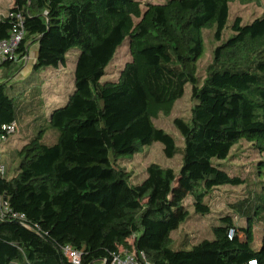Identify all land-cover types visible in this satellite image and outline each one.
Here are the masks:
<instances>
[{"label":"trees","instance_id":"1","mask_svg":"<svg viewBox=\"0 0 264 264\" xmlns=\"http://www.w3.org/2000/svg\"><path fill=\"white\" fill-rule=\"evenodd\" d=\"M233 1L14 0L0 18V42L19 28L18 15L24 37L0 64V79L11 80L29 45L38 46L33 72L65 66L68 53L80 52L73 91L47 117L41 84L22 102L11 81H0V129L28 117L32 130L13 153V175L0 173V264H73L66 246L80 251L79 264L141 252L151 264H264V161L236 172L223 164L242 145L264 155V11L250 22L237 16L224 38ZM211 30L217 45L200 81ZM126 43L130 60L117 79L102 81ZM187 84L191 117L173 120L181 147L154 121L172 114ZM155 142L167 157L181 153L180 172L151 163L141 183H130L121 161ZM222 186L254 187L229 204L245 219V240H236L234 218L224 213L200 249L175 248L172 234L190 217L185 200L205 216Z\"/></svg>","mask_w":264,"mask_h":264},{"label":"rangeland","instance_id":"2","mask_svg":"<svg viewBox=\"0 0 264 264\" xmlns=\"http://www.w3.org/2000/svg\"><path fill=\"white\" fill-rule=\"evenodd\" d=\"M157 2L161 0H142L146 2ZM14 0H0V18L9 15V10L12 7ZM264 11V4L261 1H247V0H234L230 3V19L229 26L224 32V38L231 35V23L237 17H241L244 22H250L255 17L261 15ZM214 30L206 32V51L200 62V81L203 80L206 74L208 64L213 59V53L217 43L213 40ZM29 53L26 56L25 62L22 66L17 67L15 74L11 80L1 78L0 81L8 83L12 82L13 91L15 95H21L22 102L26 101L27 92L31 91L32 87L36 84H41L44 93V105L42 107V114L44 117L49 116L53 109L63 106L69 94L74 89V70L77 56L80 52L79 49H74L67 55V63L65 66L59 68H46L39 72H33L34 55L36 53L37 45H29ZM128 52V44L122 46L112 63L107 67L106 74L102 77V81L114 80L119 76V71L127 61L130 60ZM36 78L34 81H29L30 77ZM29 81V82H28ZM195 102L191 96V85H186V90L183 97L176 102L172 114L169 117L160 116L154 122L156 126L163 128L167 133L172 135L178 146H184V139L178 129L174 126L173 120L176 117H181L189 120L191 117L192 109ZM30 119L27 117L19 124V128L10 134L7 141H0V165L5 168V176L11 177L13 171L11 167L16 166L13 153L16 149L20 148L25 142L27 137L32 133L29 127ZM50 133V137L53 136ZM249 145H242L237 147L233 153L235 156L223 164L231 165L229 170L236 172L241 169L244 171L253 170L255 167L252 163H257L258 160L264 161V155L258 154L249 148ZM222 162V161H221ZM151 163H157L162 167H170L179 173L182 167V155L176 154L174 157H167L163 150V145L160 142H155L150 146H145L138 153L131 157H126L121 161L122 166L131 172L130 183L138 184L146 178V169ZM264 168V167H263ZM254 188V187H253ZM252 187L238 186H222L213 191L208 198L211 213L205 216L195 212L191 196L185 200L190 211L189 219L184 222L180 228L172 234L175 243V248H179L184 244V249H200L201 243L205 239H213L212 227L220 223V217L224 213H230L233 216L235 224L237 225L236 240L243 242L245 240L244 231L246 222L242 216H237L235 210L229 205L231 202L239 198L247 196L248 192L253 189ZM261 224L255 228V245L260 247L261 240ZM187 239V242L184 240ZM178 246V247H177Z\"/></svg>","mask_w":264,"mask_h":264},{"label":"built area","instance_id":"3","mask_svg":"<svg viewBox=\"0 0 264 264\" xmlns=\"http://www.w3.org/2000/svg\"><path fill=\"white\" fill-rule=\"evenodd\" d=\"M20 19V26L16 29L9 38L0 42V64L7 58H13L15 53L24 37L23 21L21 15L17 16ZM17 130L16 122L12 124L3 125L0 129V140L7 141L10 137V134L14 133ZM4 166H0V173H3ZM6 211L12 213V216L19 219H25V214L12 211L11 209L5 207ZM234 230H230L229 237H234ZM64 256L73 264H79L81 261L80 251L66 246L64 248ZM255 259H250L248 264H256ZM110 264H151L147 259L145 253H125V254H115L111 260Z\"/></svg>","mask_w":264,"mask_h":264},{"label":"crops","instance_id":"4","mask_svg":"<svg viewBox=\"0 0 264 264\" xmlns=\"http://www.w3.org/2000/svg\"><path fill=\"white\" fill-rule=\"evenodd\" d=\"M37 50H38V46H37V49H36V53H35V55H34V61H35V59H36V57H37Z\"/></svg>","mask_w":264,"mask_h":264}]
</instances>
